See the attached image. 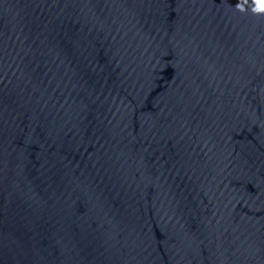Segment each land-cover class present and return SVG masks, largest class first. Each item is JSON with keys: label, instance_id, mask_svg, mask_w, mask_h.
<instances>
[{"label": "water", "instance_id": "obj_1", "mask_svg": "<svg viewBox=\"0 0 264 264\" xmlns=\"http://www.w3.org/2000/svg\"><path fill=\"white\" fill-rule=\"evenodd\" d=\"M236 2L0 0V264H264V13Z\"/></svg>", "mask_w": 264, "mask_h": 264}, {"label": "clouds", "instance_id": "obj_2", "mask_svg": "<svg viewBox=\"0 0 264 264\" xmlns=\"http://www.w3.org/2000/svg\"><path fill=\"white\" fill-rule=\"evenodd\" d=\"M232 7L241 13L250 11L252 14H262L264 13V0H237L235 5Z\"/></svg>", "mask_w": 264, "mask_h": 264}]
</instances>
